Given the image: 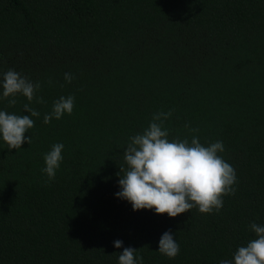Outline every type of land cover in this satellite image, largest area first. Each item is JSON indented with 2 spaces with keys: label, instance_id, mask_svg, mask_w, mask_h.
<instances>
[{
  "label": "trees",
  "instance_id": "trees-1",
  "mask_svg": "<svg viewBox=\"0 0 264 264\" xmlns=\"http://www.w3.org/2000/svg\"><path fill=\"white\" fill-rule=\"evenodd\" d=\"M9 69L40 84V116L31 144L0 140V264H118L129 246L143 264H220L264 224V0H0V78ZM69 95L71 115L45 124ZM15 99L0 110L30 115ZM169 111V139L224 145L237 182L218 212L169 218L115 197L130 137ZM166 231L174 259L158 252Z\"/></svg>",
  "mask_w": 264,
  "mask_h": 264
},
{
  "label": "clouds",
  "instance_id": "clouds-1",
  "mask_svg": "<svg viewBox=\"0 0 264 264\" xmlns=\"http://www.w3.org/2000/svg\"><path fill=\"white\" fill-rule=\"evenodd\" d=\"M64 79L71 83L73 76L65 73ZM39 88L38 82L33 83L13 69L4 72L0 78V97L7 99L9 106L17 103V96H23L29 102L23 105V111L30 115L0 110V140L9 151L33 142L32 137L25 134L34 127L32 118L40 116L30 106ZM36 102L44 101L38 98ZM73 108L74 97L61 96L53 102L52 110L44 115L43 122L47 124L52 119L71 115ZM171 115V111L154 114L142 132L130 137L123 152V164L117 173L120 190L115 197L127 201L133 212L151 210L155 215L169 218L193 208L202 214L218 212L223 207V198L235 193L237 182L235 169L220 155L224 145L220 141L202 144L197 135H192L190 141L179 137L169 139L170 130L165 127V122ZM189 131L197 133L199 130ZM63 148L62 143H56L43 157L45 167L42 171L49 180L55 177L60 167ZM249 230L254 233V238L220 264H264V224L251 223ZM113 246L120 249L123 241L116 240ZM179 251L173 233L164 232L159 239L158 252L174 259ZM118 264H143V257L137 256V249L124 247L118 253Z\"/></svg>",
  "mask_w": 264,
  "mask_h": 264
}]
</instances>
